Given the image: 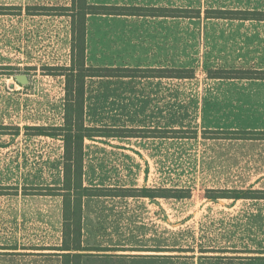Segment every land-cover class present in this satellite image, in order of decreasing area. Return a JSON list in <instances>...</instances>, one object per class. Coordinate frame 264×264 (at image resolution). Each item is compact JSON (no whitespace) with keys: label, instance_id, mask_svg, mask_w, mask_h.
<instances>
[{"label":"rangeland","instance_id":"obj_1","mask_svg":"<svg viewBox=\"0 0 264 264\" xmlns=\"http://www.w3.org/2000/svg\"><path fill=\"white\" fill-rule=\"evenodd\" d=\"M135 2L199 8L201 17L91 16L87 62L192 67L195 76L88 79L86 122L195 128L198 137L86 139L84 183L187 186L192 196L86 198L84 244L107 250L94 251L83 264H264V200L204 197L206 188H264V139L201 135L203 129L264 130V80L206 76L210 67L264 69V21L204 17L205 9L264 10V0ZM69 4L0 0L22 7ZM17 13L0 14V125L8 127L0 132V185L19 188L17 195H0V264H60L58 252L47 248L61 243L62 198L24 195L22 187L61 183L62 140L25 135L24 126L62 122L64 78L46 67L69 63L70 18ZM18 74L28 82L19 83ZM170 247L193 251H152ZM202 248L216 252L202 255Z\"/></svg>","mask_w":264,"mask_h":264},{"label":"trees","instance_id":"obj_2","mask_svg":"<svg viewBox=\"0 0 264 264\" xmlns=\"http://www.w3.org/2000/svg\"><path fill=\"white\" fill-rule=\"evenodd\" d=\"M15 11L28 16H67L70 18V55L67 65L47 66V74L63 76L64 97L62 122L58 125H25V135L60 138L62 140L61 168L62 181L53 186H23L24 195H50L62 198L61 243L53 248L60 259V264H83L84 259L101 252V246L86 245L83 240V203L90 197L113 198H148V199H187L192 196V189L187 186H97L84 183L85 140L95 138H160V139H195L198 129L174 127H136L91 125L86 122L87 80L91 78H134V79H192L196 70L192 67H139L92 65L87 62L88 52V17H171L200 18L199 8L143 6L137 4H95L87 0H70L69 5H0V14ZM207 19L254 20L264 21V10L258 9H205ZM206 76L220 80H264V69L229 67L207 68ZM7 126L0 125V132ZM21 128L14 126L13 135H19ZM207 134H212L207 137ZM225 138L243 140L264 139V130H222L203 129L204 138ZM13 189V193H9ZM17 185H0V195H17ZM207 200L220 199L264 200V188H206ZM16 248V247H12ZM193 251V249H191ZM177 248H157L155 252L191 251ZM202 255L216 252L212 248H202ZM263 253V252H260Z\"/></svg>","mask_w":264,"mask_h":264},{"label":"crops","instance_id":"obj_3","mask_svg":"<svg viewBox=\"0 0 264 264\" xmlns=\"http://www.w3.org/2000/svg\"><path fill=\"white\" fill-rule=\"evenodd\" d=\"M90 3H95V4H137V5H143V6H158L154 3H141V2H135V1H158V0H87ZM125 1V3H124ZM91 17V16H89ZM88 17V19H89ZM97 17V16H94ZM106 17V16H105ZM88 38V35H87ZM88 40V39H87ZM84 212V209H83Z\"/></svg>","mask_w":264,"mask_h":264},{"label":"water","instance_id":"obj_4","mask_svg":"<svg viewBox=\"0 0 264 264\" xmlns=\"http://www.w3.org/2000/svg\"><path fill=\"white\" fill-rule=\"evenodd\" d=\"M15 79L21 84H25L28 82V77L26 74L15 75Z\"/></svg>","mask_w":264,"mask_h":264}]
</instances>
